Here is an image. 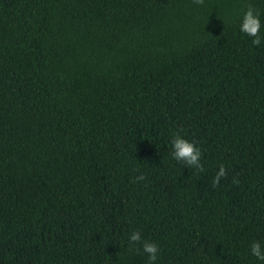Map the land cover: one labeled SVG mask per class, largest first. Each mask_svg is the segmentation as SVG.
<instances>
[{"label":"trees","instance_id":"16d2710c","mask_svg":"<svg viewBox=\"0 0 264 264\" xmlns=\"http://www.w3.org/2000/svg\"><path fill=\"white\" fill-rule=\"evenodd\" d=\"M249 5L264 38V0H0V264H148L133 231L155 264H264Z\"/></svg>","mask_w":264,"mask_h":264},{"label":"clouds","instance_id":"9594fccd","mask_svg":"<svg viewBox=\"0 0 264 264\" xmlns=\"http://www.w3.org/2000/svg\"><path fill=\"white\" fill-rule=\"evenodd\" d=\"M196 5L202 6L204 0H193ZM261 22L259 12L249 5L243 14L240 22V31L251 38L253 46H260L264 38L261 37ZM172 158L178 162H182L186 167L194 168L202 172L204 170L202 164V151L194 143L177 134L171 140ZM227 177V170L224 165H220L216 176L213 179V186H218L222 178ZM143 175L137 176L136 181H142ZM233 183H238L234 178ZM129 242L132 245H139L137 251H142L148 258V264H155L160 253L159 246L150 240L144 239L139 231H133L129 236ZM250 254L260 261H264V245L260 241H253L250 244Z\"/></svg>","mask_w":264,"mask_h":264}]
</instances>
